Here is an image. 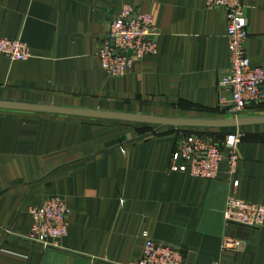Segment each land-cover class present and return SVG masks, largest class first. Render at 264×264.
<instances>
[{
    "label": "crops",
    "instance_id": "crops-1",
    "mask_svg": "<svg viewBox=\"0 0 264 264\" xmlns=\"http://www.w3.org/2000/svg\"><path fill=\"white\" fill-rule=\"evenodd\" d=\"M127 6L154 18L158 54L112 78L99 54L109 22ZM245 15L246 53L264 70V0H245ZM0 38L23 41L31 52L28 60L0 54L1 102L236 118L229 94L219 92L230 67L226 13L207 0H0ZM239 117H264V104ZM180 129L222 135L220 146L242 133L234 174L227 149L214 180L172 172ZM230 195L264 206V125L158 129L0 110V264H138L146 235L181 248L188 264H264V226L225 223ZM56 196L70 211L67 236L56 248L28 241V209ZM226 238L240 247L224 249Z\"/></svg>",
    "mask_w": 264,
    "mask_h": 264
},
{
    "label": "built area",
    "instance_id": "built-area-1",
    "mask_svg": "<svg viewBox=\"0 0 264 264\" xmlns=\"http://www.w3.org/2000/svg\"><path fill=\"white\" fill-rule=\"evenodd\" d=\"M211 9L226 13L227 39L230 67L219 82V92L230 96L229 113L238 118L250 106L264 104V70L254 68L245 45L249 37L248 20L245 15V0H207ZM157 34L151 14L137 13L131 6L109 22L104 48L99 54L102 68L112 78L129 73L135 62L158 54ZM0 54L13 60H28L31 56L26 43L20 40L0 38ZM222 102H225L223 98ZM242 133L229 134L223 146L203 133L181 131L171 161V171L194 178L214 180L224 160V150L229 151V166L232 175L238 163V145ZM238 187V181L233 182ZM33 225L27 240L46 248L59 247L69 228L70 211L62 197L56 196L43 205L28 209ZM227 225H241L251 229L264 226V206L241 201L230 195L224 210ZM145 247L138 264H188L182 249L169 244L157 243L145 236ZM240 242L226 238L224 249H236ZM213 264H221L216 261Z\"/></svg>",
    "mask_w": 264,
    "mask_h": 264
},
{
    "label": "water",
    "instance_id": "water-1",
    "mask_svg": "<svg viewBox=\"0 0 264 264\" xmlns=\"http://www.w3.org/2000/svg\"><path fill=\"white\" fill-rule=\"evenodd\" d=\"M0 110L24 111L57 114L85 118H100L123 122L158 126L161 128H203V129H231L247 126L264 125V117H238L218 120H200L156 117L147 115H133L126 113L104 112L85 109H68L53 106L29 105L11 102H1Z\"/></svg>",
    "mask_w": 264,
    "mask_h": 264
},
{
    "label": "rangeland",
    "instance_id": "rangeland-1",
    "mask_svg": "<svg viewBox=\"0 0 264 264\" xmlns=\"http://www.w3.org/2000/svg\"><path fill=\"white\" fill-rule=\"evenodd\" d=\"M154 127H158V126H154ZM156 129V128H155ZM158 129H162L161 127H158ZM175 130V129H174ZM179 132L180 131H184V130H178ZM202 133L204 134V135H206L208 138H210V139H213V140H217L218 139V141H216L217 143H221L222 141H223V139H222V135L220 136V137H218V138H216V136H215V134L214 133H211L210 131H208V130H204V131H202ZM241 143V142H240ZM239 146V145H238Z\"/></svg>",
    "mask_w": 264,
    "mask_h": 264
},
{
    "label": "trees",
    "instance_id": "trees-1",
    "mask_svg": "<svg viewBox=\"0 0 264 264\" xmlns=\"http://www.w3.org/2000/svg\"><path fill=\"white\" fill-rule=\"evenodd\" d=\"M190 133V132H189Z\"/></svg>",
    "mask_w": 264,
    "mask_h": 264
}]
</instances>
